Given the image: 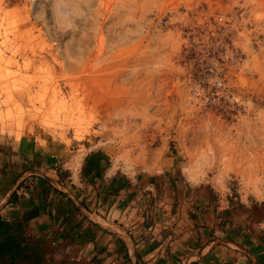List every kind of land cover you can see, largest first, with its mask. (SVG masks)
I'll return each instance as SVG.
<instances>
[{
  "label": "rangeland",
  "instance_id": "1",
  "mask_svg": "<svg viewBox=\"0 0 264 264\" xmlns=\"http://www.w3.org/2000/svg\"><path fill=\"white\" fill-rule=\"evenodd\" d=\"M89 149L261 198L264 0H0V197L26 169L66 185Z\"/></svg>",
  "mask_w": 264,
  "mask_h": 264
},
{
  "label": "crops",
  "instance_id": "2",
  "mask_svg": "<svg viewBox=\"0 0 264 264\" xmlns=\"http://www.w3.org/2000/svg\"><path fill=\"white\" fill-rule=\"evenodd\" d=\"M26 135L33 134L23 133L24 142ZM38 136L43 142L34 149L42 148L49 164L76 155L63 138L35 132L38 143ZM103 156L89 149L75 170L65 167L71 180L56 181L72 197L33 174L14 189L16 201L12 193L0 207V218L24 223L26 242L41 248L37 264H264V193L250 198L221 190L192 177L178 155L156 169L130 172ZM76 201L125 231L136 263L127 243L88 218Z\"/></svg>",
  "mask_w": 264,
  "mask_h": 264
},
{
  "label": "trees",
  "instance_id": "3",
  "mask_svg": "<svg viewBox=\"0 0 264 264\" xmlns=\"http://www.w3.org/2000/svg\"><path fill=\"white\" fill-rule=\"evenodd\" d=\"M16 199L17 193L14 192L10 201ZM40 259L41 248L36 243L26 242L24 223L12 226L0 218V264H27L30 260L37 264Z\"/></svg>",
  "mask_w": 264,
  "mask_h": 264
},
{
  "label": "water",
  "instance_id": "4",
  "mask_svg": "<svg viewBox=\"0 0 264 264\" xmlns=\"http://www.w3.org/2000/svg\"><path fill=\"white\" fill-rule=\"evenodd\" d=\"M33 174H37V175H41L43 176L45 179H47L49 182H51L56 188L62 190L63 192L67 193L68 195L71 196L70 192L64 187L62 186L60 183H58L56 180L51 179L50 177L44 175L41 171L37 170V169H26L24 170L16 179V181L14 182V184L11 186V188L6 192V195L1 199L0 201V207L3 206L9 199V197L12 195L14 189L21 183V181L23 179H25L27 176L29 175H33ZM72 197V196H71ZM77 206L79 207V209L88 217L90 218L92 221L100 224L102 227H104L105 229H107L108 231L116 234L117 236L121 237L128 245L130 251H131V256L133 258V260L135 261V263L137 262L135 255L133 254L132 251V246H131V242L130 239L128 237V235L125 233L124 230H122L121 228L117 227L116 225H112L107 223L105 220H103L98 214L94 213V212H90L84 205H82L80 202L76 201Z\"/></svg>",
  "mask_w": 264,
  "mask_h": 264
},
{
  "label": "built area",
  "instance_id": "5",
  "mask_svg": "<svg viewBox=\"0 0 264 264\" xmlns=\"http://www.w3.org/2000/svg\"><path fill=\"white\" fill-rule=\"evenodd\" d=\"M214 84L219 86L222 84V81L220 79H215Z\"/></svg>",
  "mask_w": 264,
  "mask_h": 264
}]
</instances>
